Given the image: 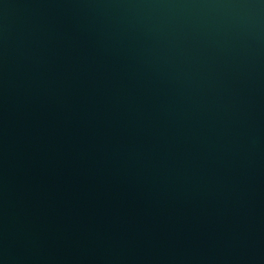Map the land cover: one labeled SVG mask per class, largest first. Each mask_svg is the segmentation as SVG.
Wrapping results in <instances>:
<instances>
[{
	"label": "water",
	"instance_id": "1",
	"mask_svg": "<svg viewBox=\"0 0 264 264\" xmlns=\"http://www.w3.org/2000/svg\"><path fill=\"white\" fill-rule=\"evenodd\" d=\"M0 264H264V0H0Z\"/></svg>",
	"mask_w": 264,
	"mask_h": 264
}]
</instances>
